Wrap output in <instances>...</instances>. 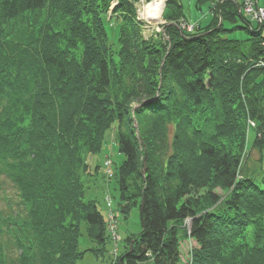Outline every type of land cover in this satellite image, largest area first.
I'll return each mask as SVG.
<instances>
[{"label":"trees","instance_id":"obj_1","mask_svg":"<svg viewBox=\"0 0 264 264\" xmlns=\"http://www.w3.org/2000/svg\"><path fill=\"white\" fill-rule=\"evenodd\" d=\"M140 1L0 0V190L15 198L1 197L0 264H78L108 243L109 264H264V25L217 0L188 31L166 0L163 32L145 35ZM115 123L105 216L85 178ZM136 206L142 229L122 239L117 213ZM83 232L96 246L80 250Z\"/></svg>","mask_w":264,"mask_h":264},{"label":"rangeland","instance_id":"obj_2","mask_svg":"<svg viewBox=\"0 0 264 264\" xmlns=\"http://www.w3.org/2000/svg\"><path fill=\"white\" fill-rule=\"evenodd\" d=\"M152 0H141L137 4V13L138 17L148 24L145 29V35H150L163 32V27L167 23V18L172 12V8L168 7L165 12H161L160 18L158 20L147 18L145 13V5H147ZM166 1V0H165ZM217 0H179L182 5V10L186 18V24L197 25L200 23L202 26L206 25L212 18L211 7H213L214 2ZM239 4L241 0H235ZM258 4L264 6V0H258ZM164 13V15H163ZM238 24H241V21H238ZM106 28L109 33L110 42L116 44L119 34V26L114 24V22L106 21ZM262 34L264 35V27L262 28ZM233 38L244 39L249 36L245 30H235L230 33ZM255 123L248 119V129L246 137V147L245 152H248L251 144L253 142L255 133ZM117 123H115L110 129L106 131L105 142L103 144L102 150L94 155L88 156V163L92 167L93 174L85 178L86 190H85V199H97L99 201V207L103 211L104 215L107 216L109 212V207L107 206V196H110L113 202V208L116 210L118 202V191L116 189L115 179L108 181V167L105 165L107 160L111 161V170L113 174L117 171V168L124 159V156L119 152L118 146V137H117ZM259 153L257 151L252 152V159H258ZM252 159H249L252 163ZM249 162V164H250ZM99 167L98 171H95V167ZM14 186L8 181H5L3 188L0 190V207L2 209L8 210V205L6 201H3L1 197L5 193L10 201L15 200ZM111 219V218H110ZM117 222H118V232L124 239L126 236L132 233H139L142 229L141 218H140V209L139 206L134 207L130 212L128 218H124L123 215L117 213ZM185 228H190V220L185 223ZM124 244V240L120 243V249ZM195 242L190 238H186V241L182 242V251L184 253V259L187 258L186 254L194 247ZM96 246V243L90 240L85 232L79 238V248L80 250H85L88 248H93ZM113 249L112 243L107 244V251L104 255L96 256L93 252L88 251L85 253L84 257L78 260V264H109L113 258L111 252Z\"/></svg>","mask_w":264,"mask_h":264},{"label":"built area","instance_id":"obj_3","mask_svg":"<svg viewBox=\"0 0 264 264\" xmlns=\"http://www.w3.org/2000/svg\"><path fill=\"white\" fill-rule=\"evenodd\" d=\"M240 13L252 23L264 25V6L259 5L258 0H241ZM182 27L191 31L194 25L184 24ZM110 164V161L106 162L108 167H110ZM108 173H111L110 168Z\"/></svg>","mask_w":264,"mask_h":264},{"label":"bare ground","instance_id":"obj_4","mask_svg":"<svg viewBox=\"0 0 264 264\" xmlns=\"http://www.w3.org/2000/svg\"><path fill=\"white\" fill-rule=\"evenodd\" d=\"M165 5V0H152L145 5L144 15L147 18L158 20Z\"/></svg>","mask_w":264,"mask_h":264}]
</instances>
